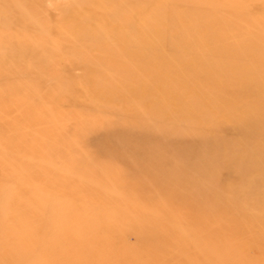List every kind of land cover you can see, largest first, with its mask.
Returning <instances> with one entry per match:
<instances>
[{
  "label": "rangeland",
  "instance_id": "1",
  "mask_svg": "<svg viewBox=\"0 0 264 264\" xmlns=\"http://www.w3.org/2000/svg\"><path fill=\"white\" fill-rule=\"evenodd\" d=\"M0 264H264V0H0Z\"/></svg>",
  "mask_w": 264,
  "mask_h": 264
},
{
  "label": "bare ground",
  "instance_id": "2",
  "mask_svg": "<svg viewBox=\"0 0 264 264\" xmlns=\"http://www.w3.org/2000/svg\"><path fill=\"white\" fill-rule=\"evenodd\" d=\"M47 92V91H46Z\"/></svg>",
  "mask_w": 264,
  "mask_h": 264
}]
</instances>
